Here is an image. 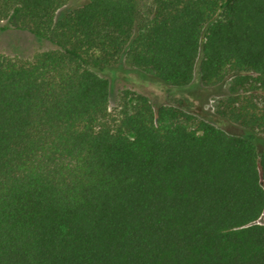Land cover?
Segmentation results:
<instances>
[{
	"label": "trees",
	"instance_id": "trees-1",
	"mask_svg": "<svg viewBox=\"0 0 264 264\" xmlns=\"http://www.w3.org/2000/svg\"><path fill=\"white\" fill-rule=\"evenodd\" d=\"M0 0L1 30L50 42L0 54V264H264V0ZM126 59L166 86L232 80L219 115L126 92ZM264 104V101H263ZM264 106V105H262Z\"/></svg>",
	"mask_w": 264,
	"mask_h": 264
},
{
	"label": "rangeland",
	"instance_id": "rangeland-1",
	"mask_svg": "<svg viewBox=\"0 0 264 264\" xmlns=\"http://www.w3.org/2000/svg\"><path fill=\"white\" fill-rule=\"evenodd\" d=\"M83 0H76L69 3L58 12L62 16L73 8L80 6ZM4 23L0 22V27ZM54 49V46L45 40H38L32 34L25 31L13 29H0V54L18 61H32L39 52ZM103 76L109 79L111 83L110 110L118 112L123 96L126 92L132 97L133 94H142L147 96L154 106H159L171 102L170 98H182L188 101V113L195 117V120L188 121L190 127H195L198 120H205L218 127L223 128L229 133L242 134L244 129L239 122L219 115L218 110L223 108L230 98L244 95H253L255 98L262 97L259 90L254 88L251 92H245L243 89L238 91V95L231 91L232 80L216 85L205 86L200 79L198 68L191 85L184 88H173L166 86L162 82L145 76L143 73L134 70L130 63L123 59L114 70L103 73ZM132 94V95H131ZM257 108L264 110L263 101L254 100ZM261 138L259 149L264 148V133L258 135Z\"/></svg>",
	"mask_w": 264,
	"mask_h": 264
}]
</instances>
